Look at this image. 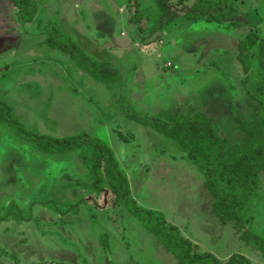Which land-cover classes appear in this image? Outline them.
Segmentation results:
<instances>
[{"label": "rangeland", "instance_id": "rangeland-1", "mask_svg": "<svg viewBox=\"0 0 264 264\" xmlns=\"http://www.w3.org/2000/svg\"><path fill=\"white\" fill-rule=\"evenodd\" d=\"M34 1L39 11L26 23L11 0H0V101L13 116L39 135L87 133L109 145L128 175L130 195L163 212L194 253L210 252L222 261L241 253L264 264L241 238L247 229L264 238V198L255 193L249 199L243 229L221 222L203 176L180 146L126 116L128 110L154 117L201 111L224 149L242 144L243 127L264 129L248 104L247 77L237 59L238 44L251 31L264 35V0H236L238 11L219 8L217 19L196 23L183 16L195 0H169L181 16L157 27L152 0ZM51 21L59 35L73 37L72 52L83 49L109 66L117 81L107 87L52 47L44 29ZM91 182L77 152L42 153L0 124V213L15 202L38 219L0 223V264H178L115 204L108 184L97 194ZM260 191L264 196V185ZM80 199L78 216L63 217L38 204L54 200L66 210Z\"/></svg>", "mask_w": 264, "mask_h": 264}, {"label": "trees", "instance_id": "trees-1", "mask_svg": "<svg viewBox=\"0 0 264 264\" xmlns=\"http://www.w3.org/2000/svg\"><path fill=\"white\" fill-rule=\"evenodd\" d=\"M159 15L155 18L156 27L171 24L181 14L169 7V0H152ZM236 0H195L184 12L189 23L202 19L213 21L218 18L217 9L238 11L232 6ZM20 10L26 23H33L39 11L34 0H11ZM55 28V29H54ZM49 35L48 43L62 52L71 55V59L83 71L107 87L118 79L116 73L107 72L109 66L102 67L93 57L87 56L83 49L72 52L75 41L71 35L60 34L51 21L44 27ZM249 35V34H248ZM247 35V36H248ZM246 36V37H247ZM237 59L246 75L244 85L249 106L264 122V35L251 31L248 39L238 44ZM105 72L103 71V69ZM251 80V84H250ZM126 116L147 128L157 131L180 146L186 158L190 159L204 178V186L213 196L215 215L223 223L235 221L239 228L245 226V207L249 199L259 193L264 198L261 187L264 185V129L243 127V142L235 149H224L222 141L213 133L210 119L201 111L191 110L184 115L179 111H163L157 116L142 112L126 111ZM0 123L6 124L19 138L32 144L38 151L48 155L78 153L83 165L92 179V190L97 194L111 187L115 204L125 207L138 219L163 246L176 257L178 264H253L241 253H234L227 261H222L210 252L194 253L193 244L185 238L175 225H168L161 211L150 210L140 205L130 195V182L121 167L112 148L95 136L80 133L65 137L39 135L28 129L23 122L13 116L11 107L0 101ZM80 199L66 210H61L54 200L41 201L38 204L53 209L63 217L72 214L78 216ZM13 219L18 224L38 222L30 211H25L17 203L11 202L3 213L0 223ZM102 242L106 251H110L107 234ZM241 238L251 249L261 253L264 260V238L247 229Z\"/></svg>", "mask_w": 264, "mask_h": 264}, {"label": "crops", "instance_id": "crops-1", "mask_svg": "<svg viewBox=\"0 0 264 264\" xmlns=\"http://www.w3.org/2000/svg\"><path fill=\"white\" fill-rule=\"evenodd\" d=\"M8 104V103H7ZM10 106V105H9ZM11 107V106H10ZM11 110H12V108H11ZM0 124H2V123H0ZM6 125V124H5ZM45 135H48V134H45ZM52 136V135H51ZM138 202V201H137Z\"/></svg>", "mask_w": 264, "mask_h": 264}, {"label": "built area", "instance_id": "built-area-1", "mask_svg": "<svg viewBox=\"0 0 264 264\" xmlns=\"http://www.w3.org/2000/svg\"><path fill=\"white\" fill-rule=\"evenodd\" d=\"M169 65H171V64H169Z\"/></svg>", "mask_w": 264, "mask_h": 264}]
</instances>
